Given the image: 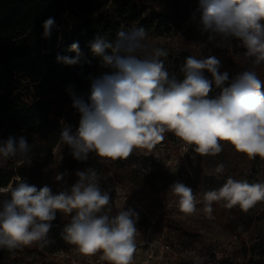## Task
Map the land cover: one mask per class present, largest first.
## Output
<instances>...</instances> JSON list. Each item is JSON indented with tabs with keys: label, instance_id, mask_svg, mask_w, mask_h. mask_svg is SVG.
I'll list each match as a JSON object with an SVG mask.
<instances>
[{
	"label": "clouds",
	"instance_id": "9594fccd",
	"mask_svg": "<svg viewBox=\"0 0 264 264\" xmlns=\"http://www.w3.org/2000/svg\"><path fill=\"white\" fill-rule=\"evenodd\" d=\"M198 4L201 31L209 33L208 41L238 39L246 50L245 70L230 79L227 71H220L216 56H188L178 78L169 74L161 59L168 56L167 49L149 48L144 27L120 29L114 39L97 36L90 49L106 71L86 77L90 84L86 94H79L74 84L66 88L80 119L75 132L66 126L60 139L76 160H87L89 153L101 160H126L135 149L150 152L164 141L166 132L194 145L199 156L220 154L225 141L249 159L264 160V80L257 72L264 66V0H198ZM42 27V38L50 39L57 27L55 18L48 17ZM69 50L76 57L57 55V62L80 63L78 43ZM213 87L220 93L209 98ZM32 149L24 135H10L0 140V165L17 156L30 164ZM224 170L223 163L216 168L218 173ZM66 175L58 173L55 180L62 182ZM75 175L78 179L70 189L58 194L47 185L38 189L20 176L0 187V249L54 243L49 233L57 212H62L71 219L61 235L79 253L87 257L101 253L108 264H134L139 214L129 207L110 215L112 197L101 188L98 173L87 169ZM170 189L179 198L181 213L197 212L191 187L177 181ZM219 201H225L227 209L239 206L246 213L264 201V183L228 177L221 187L204 193L203 211L208 217L213 202Z\"/></svg>",
	"mask_w": 264,
	"mask_h": 264
},
{
	"label": "trees",
	"instance_id": "16d2710c",
	"mask_svg": "<svg viewBox=\"0 0 264 264\" xmlns=\"http://www.w3.org/2000/svg\"><path fill=\"white\" fill-rule=\"evenodd\" d=\"M48 17L55 18L57 27L50 39H44L42 24ZM183 21L175 5L164 13L143 0H0V140L24 135L33 145L30 164L17 156L0 165V187L14 183L16 176L38 189L48 185L49 169L57 162L55 150L59 147L63 154L60 161L68 171L94 169L100 175L110 165L118 175L115 163L101 160L95 153L78 161L70 146L61 141V130L71 126L75 132L80 119L66 88L74 84L79 94H86L90 86L86 77L106 71L90 49L97 36L114 39L122 25L133 23L165 34L178 29ZM73 43L79 45L80 63L57 62V55L76 57L77 53L69 50ZM188 56L192 55L187 51L168 54L163 60L169 74L182 78L179 69ZM205 75L211 78L207 72ZM219 93L220 89L213 87L209 98ZM121 173L116 176L119 180L135 181L140 175L133 168ZM52 223L49 238L54 243L44 248L34 244L12 251L0 249V264H20L25 253L33 250L45 255L66 250L61 235L66 221L57 212ZM242 251L259 259L246 264H264V238L251 246L243 244ZM222 263L239 264L227 259Z\"/></svg>",
	"mask_w": 264,
	"mask_h": 264
},
{
	"label": "rangeland",
	"instance_id": "374dc122",
	"mask_svg": "<svg viewBox=\"0 0 264 264\" xmlns=\"http://www.w3.org/2000/svg\"><path fill=\"white\" fill-rule=\"evenodd\" d=\"M143 1L164 13L175 5L184 17L179 28L170 33L147 31L146 43L150 49L164 48L169 54L187 51L197 58L214 55L221 61L220 71H227L230 79L248 66L243 60L246 50L240 46L238 39L221 42V38L217 37L212 42L208 41L209 33L201 31L198 0ZM132 25L138 26L127 24L121 29ZM257 72L264 80V66L259 67ZM221 144L223 151L220 154L199 156L194 151V145H188L166 132L164 141L150 152L135 149L126 160H108L116 164L118 175L110 165L105 166L99 175V183L112 197L110 215L129 207L139 214L134 264H204L214 258L239 264H246L250 259L258 262V257L243 253L242 247L243 244L251 246L264 238V201L258 202L246 213L239 206L227 209L225 201L213 202L211 217L203 211L204 193L218 189L228 177L247 180L250 184L264 183V160L259 157L249 159L245 154L237 153L229 143L221 141ZM55 155L57 162L49 169L52 174L47 186L53 194H58L70 189L78 178L61 163L63 154L60 147L55 150ZM220 163L225 165L222 173L216 172ZM132 168L140 174L135 181L116 177H121L122 170ZM64 172H67L64 181H56L55 176ZM177 181L191 187L196 195L197 212L192 215L179 211V198L170 189ZM58 214L66 223L70 222L71 215ZM101 255L84 256L75 245L67 243L66 250L51 255L35 250L26 252L20 264H108L101 259Z\"/></svg>",
	"mask_w": 264,
	"mask_h": 264
},
{
	"label": "built area",
	"instance_id": "2783aa9c",
	"mask_svg": "<svg viewBox=\"0 0 264 264\" xmlns=\"http://www.w3.org/2000/svg\"><path fill=\"white\" fill-rule=\"evenodd\" d=\"M204 264H223L222 260H220L219 258H214L208 262H205Z\"/></svg>",
	"mask_w": 264,
	"mask_h": 264
}]
</instances>
